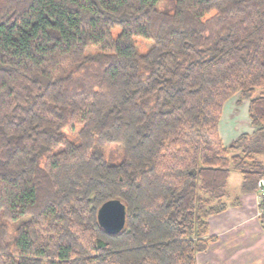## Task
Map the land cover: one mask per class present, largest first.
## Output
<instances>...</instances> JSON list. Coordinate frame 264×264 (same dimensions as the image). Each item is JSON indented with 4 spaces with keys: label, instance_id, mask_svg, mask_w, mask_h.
Instances as JSON below:
<instances>
[{
    "label": "trees",
    "instance_id": "obj_1",
    "mask_svg": "<svg viewBox=\"0 0 264 264\" xmlns=\"http://www.w3.org/2000/svg\"><path fill=\"white\" fill-rule=\"evenodd\" d=\"M235 97L252 132L225 144ZM261 157L264 0H0V264H198Z\"/></svg>",
    "mask_w": 264,
    "mask_h": 264
},
{
    "label": "crops",
    "instance_id": "obj_2",
    "mask_svg": "<svg viewBox=\"0 0 264 264\" xmlns=\"http://www.w3.org/2000/svg\"><path fill=\"white\" fill-rule=\"evenodd\" d=\"M231 100L226 104L220 123V134L230 144L242 133H251L248 102L233 109ZM225 125L228 131H225ZM232 128V133L229 130ZM264 161V157H261ZM233 174V172L231 173ZM228 180V209L209 219L210 235L217 241L198 255V264H264V223L257 218V193L242 192V176L237 177L234 191Z\"/></svg>",
    "mask_w": 264,
    "mask_h": 264
},
{
    "label": "water",
    "instance_id": "obj_3",
    "mask_svg": "<svg viewBox=\"0 0 264 264\" xmlns=\"http://www.w3.org/2000/svg\"><path fill=\"white\" fill-rule=\"evenodd\" d=\"M98 223L108 235L123 232L127 223V210L123 201L113 199L105 202L98 210Z\"/></svg>",
    "mask_w": 264,
    "mask_h": 264
},
{
    "label": "rangeland",
    "instance_id": "obj_4",
    "mask_svg": "<svg viewBox=\"0 0 264 264\" xmlns=\"http://www.w3.org/2000/svg\"><path fill=\"white\" fill-rule=\"evenodd\" d=\"M115 34L119 32V30H115L114 31ZM135 44H136V47L138 49V51L141 53V54H145L149 51V49L151 48V46L153 45L152 42H149V41H146L144 39H140V38H137L135 39ZM237 101H238V98L235 97L231 100V105L233 107V109H236L238 107L237 105ZM228 126L229 125H225V128L224 130L225 131H228ZM66 132L71 136V133L69 130H66ZM229 132L232 133V128L229 130ZM114 148V147H113ZM111 150H113L112 148L108 149L107 152H110ZM117 151V150H116ZM237 177H241V175L238 173V172H233V174H231V184H230V187H229V190L230 191H234V183H236V179Z\"/></svg>",
    "mask_w": 264,
    "mask_h": 264
},
{
    "label": "built area",
    "instance_id": "obj_5",
    "mask_svg": "<svg viewBox=\"0 0 264 264\" xmlns=\"http://www.w3.org/2000/svg\"><path fill=\"white\" fill-rule=\"evenodd\" d=\"M257 194H258L257 218H259L264 223V179L261 182V189Z\"/></svg>",
    "mask_w": 264,
    "mask_h": 264
}]
</instances>
